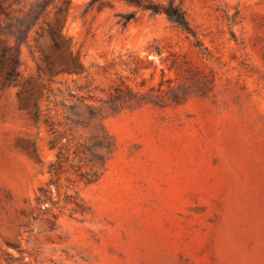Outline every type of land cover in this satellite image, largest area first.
<instances>
[{
	"label": "rangeland",
	"instance_id": "1",
	"mask_svg": "<svg viewBox=\"0 0 264 264\" xmlns=\"http://www.w3.org/2000/svg\"><path fill=\"white\" fill-rule=\"evenodd\" d=\"M89 2L47 10L77 70L41 20L0 86V264H264V0H174L196 36Z\"/></svg>",
	"mask_w": 264,
	"mask_h": 264
},
{
	"label": "trees",
	"instance_id": "2",
	"mask_svg": "<svg viewBox=\"0 0 264 264\" xmlns=\"http://www.w3.org/2000/svg\"><path fill=\"white\" fill-rule=\"evenodd\" d=\"M101 0H90L89 6H94ZM130 6H134L137 10H149L154 14H165L167 18L175 25L180 27L184 32L196 36V33L190 24L186 11L180 5L169 0L166 3L156 2L154 0H121ZM54 0H38L32 3L30 8L24 10L21 16L14 15L11 7L19 4V0H0V14L7 21V30L14 36L15 44H2L0 40V86H10L17 84L21 75V45L29 42V36L34 26L43 20L46 27L42 32H37L40 38H48L49 43L40 46L41 57L46 67L54 72L77 70V61L72 57L69 47L62 38V31L58 27L56 21L47 19V10ZM65 9L61 8L57 12V16L62 15ZM137 11L120 13L119 22L126 27L132 19L136 17ZM39 70H44L42 64ZM33 95L22 96V102L25 108L30 112L34 110L32 103ZM36 113V112H35Z\"/></svg>",
	"mask_w": 264,
	"mask_h": 264
}]
</instances>
